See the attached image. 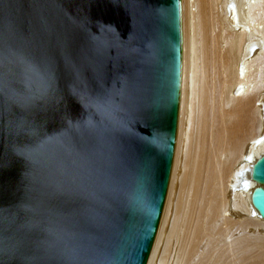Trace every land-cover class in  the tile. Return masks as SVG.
Wrapping results in <instances>:
<instances>
[{"label":"water","instance_id":"water-1","mask_svg":"<svg viewBox=\"0 0 264 264\" xmlns=\"http://www.w3.org/2000/svg\"><path fill=\"white\" fill-rule=\"evenodd\" d=\"M181 66V0H0V264L148 263Z\"/></svg>","mask_w":264,"mask_h":264},{"label":"bare ground","instance_id":"bare-ground-1","mask_svg":"<svg viewBox=\"0 0 264 264\" xmlns=\"http://www.w3.org/2000/svg\"><path fill=\"white\" fill-rule=\"evenodd\" d=\"M181 28L174 157L147 264H264L251 200L263 185L251 169L264 155V0H181Z\"/></svg>","mask_w":264,"mask_h":264},{"label":"rangeland","instance_id":"rangeland-1","mask_svg":"<svg viewBox=\"0 0 264 264\" xmlns=\"http://www.w3.org/2000/svg\"><path fill=\"white\" fill-rule=\"evenodd\" d=\"M233 228H235V229H233ZM239 228H237L236 226H234V227H232L231 229H230V232L231 231H233L232 233H236L235 234V236H237L238 234H241V233H246V234H244V235H246V236H252L253 235V230H251V229H249V227H247V229H244L242 232H239V231H241L240 229L238 230ZM238 230V231H237ZM251 232V233H250ZM238 233V234H237ZM248 234V235H247ZM250 238H252V237H250Z\"/></svg>","mask_w":264,"mask_h":264}]
</instances>
